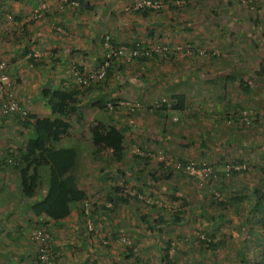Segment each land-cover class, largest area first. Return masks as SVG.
<instances>
[{
    "label": "rangeland",
    "instance_id": "374dc122",
    "mask_svg": "<svg viewBox=\"0 0 264 264\" xmlns=\"http://www.w3.org/2000/svg\"><path fill=\"white\" fill-rule=\"evenodd\" d=\"M62 1L63 3L64 1L68 3L69 8L63 9L65 12H77V9L81 7L77 0H75L78 2L77 5H72V1L70 0H61V2ZM91 1L93 9L89 12L93 16L105 0ZM137 1L139 0L135 2L137 3ZM219 1L220 0H190L185 4L186 6H181L178 11L169 9L166 12L152 15V17L148 19L150 23L147 22V19L140 16L137 17V15L130 12L132 15H130L128 19L132 16L131 19H133V21L134 19L140 20L134 26L139 30L138 34L142 42L149 43L152 41L146 39V36L148 32L147 28L153 27L155 30V39L153 40L170 44L173 49H181H177L180 50L181 53L174 59L177 61L176 63L169 60H161L156 66L151 64L145 65L144 63L143 65L127 64L126 67L122 68V74H119L122 75L120 77L122 83L126 75H130L129 71H131V74L138 73L150 82L148 83L147 81L148 87H150L147 93L141 90L140 81H142V78L139 79V84L132 83L130 86L131 91H128L127 87V89H124L125 84L115 85L114 88L118 91L125 90L122 99L124 102L119 106L118 115L122 119V121H120L121 125L130 129V133H127L130 152L132 155L135 153L141 154L142 149L147 151V153L152 152V159L149 160L148 166L146 167L151 172H154L155 169H159V161L178 157L186 158V160L190 161L193 165L200 162H206L212 165L216 164V169L219 167L217 164L220 162L221 158L223 157L225 161H228L229 155L248 159L253 165L260 166L264 164V98L258 101L261 106L256 108V104L251 105L250 101L244 96L243 90L237 87V80L234 82H227L224 88V77L215 75L220 69L224 71L232 70L233 74L238 79L241 77L239 73L246 70V68H249V71H254L258 68L260 59L264 56V33H262L261 42L259 41V44H256L253 35L250 37L244 32L236 29V23L243 28L248 25L249 28H252L251 32L255 34L263 32L264 27L261 29L258 26L264 23V0L259 1L258 5L253 8L242 3L240 4L237 0H232V4L230 5L232 9L231 12H233V15L236 14V23H233L234 20L225 22L214 20L215 17H218L214 10L218 12L220 9H223L221 8L222 5H219L222 0L221 2ZM4 2L10 11L17 14L18 10H20V5H23V1L4 0ZM24 2L34 8L31 9L29 14H24L23 12L21 15L22 21L17 25L23 24L27 19L37 20L35 17L39 19L46 7L45 3H47V0H38V3L36 0H24ZM82 2L84 4L87 3L86 0ZM135 2L126 6L125 9L129 10ZM52 4L53 3H50V6ZM64 7H67V5ZM82 7L85 8V6ZM9 15L10 14H7L5 16L6 20L14 26L17 20L11 18V15ZM80 15L82 16L84 14ZM129 21L125 23L126 27H123L124 38L130 37V39H133L134 36L131 37V32L129 31L131 28ZM177 21L182 23L185 27H192V29H185L182 31L183 35L180 37V33L173 31V26L171 25V23ZM108 23H110V21ZM108 26L110 25L108 24ZM75 29L81 30L77 26ZM108 29L109 27L106 28L104 24H102L101 31L104 32V30ZM223 29L225 32L224 35H221ZM112 32L111 30L108 34L114 38ZM184 36L187 38L184 39ZM200 41L208 42L210 44L209 47L219 56L214 58L212 55L210 56V54H201L196 59L184 57L182 52L189 49L192 43L196 42L194 44H198ZM143 68H147L146 71H143ZM201 71L208 72L210 76L203 78L202 81H195L192 79L185 80L181 78L183 73L190 75L191 73L198 74ZM44 73L45 72H42L43 75ZM179 77L181 80L178 83L177 89H181L189 94V99L192 103V109L190 111L199 112L200 114L187 117L185 120L179 119V116L174 114L171 119L167 121L157 117L154 112H146L145 107L164 96V90L167 84ZM151 80L155 83H152ZM210 80L214 81V84L208 83ZM175 85L173 86L175 87ZM256 90L260 95H264V85L259 83ZM215 93L220 95L226 94L233 102L239 100L245 105H251V107L247 109V111H249L248 113L254 115L258 110L260 121L258 123L244 125L240 123L229 124L225 119L221 124L214 121L210 111H217V108H224V104L216 106V103L212 104V102H210V95ZM101 94H105V92ZM97 99L98 95L92 97L90 102H94ZM128 100L140 101L144 106L143 110L138 109L132 114H129L128 107L130 105L125 104L129 102ZM201 102H210L211 105L208 106L207 103L204 105ZM85 105L82 109V122L74 123L71 136L79 137L83 145L82 153L85 155L83 158L85 159L83 172H86V177L82 178L81 183H83L87 190L90 189L89 193H93L90 195L89 203H103L105 193L112 184L108 180H105L104 177L98 179L99 169L104 165L103 157L106 155V152L99 153L96 159H90L89 154L87 155L86 153L85 147L89 148L88 145H90V134L88 130L90 125H94L98 122H106L107 120L103 111H99L90 103ZM207 110H209L208 114L206 113ZM217 117L218 113L216 112L215 118ZM229 117L230 116H228V118ZM2 118L3 114L1 115L0 113V120H2ZM7 118L15 121L14 115H8ZM13 125L15 124L13 123ZM13 127L11 129L8 127L9 131L16 137L22 139L23 136L14 132ZM163 127L166 128L165 131L160 132V129ZM209 129H211V131H209ZM205 130L209 131V134L205 135V140L209 146L208 149L203 148L198 141V135L201 132L204 133ZM132 155H130L131 157H127L126 161L122 164L126 173L118 177L116 184L123 186L124 182L128 181V187L125 189L126 191H130L131 185L142 186L144 191V196L142 197L144 201H134L128 207L123 206L112 213V217L113 220H116L115 224L117 223L118 226L122 227L125 235L128 237L129 241L126 242L136 244V253L141 256L142 260H148L149 264H159L162 251H160L158 247L160 249L164 248L163 242L167 239H172V254L176 256L178 264H260V261L264 258L261 255L263 251L264 228L260 227L259 222H255L256 218L253 219L254 221L251 220L250 224L244 223L247 213L249 212V205L253 202L251 194L253 189L251 188V184L257 182V184L255 183L257 187L264 189V182H262L264 181V176L262 177L263 174L260 173L255 166L250 167L242 174H228L224 177H220L218 180H214L211 186L207 183L201 185L197 179H189L186 176L178 177L173 180L164 179V177L161 178L160 172H157V177L161 178L158 184L163 190L159 191L155 189V187L151 186L148 188L145 185V179L149 178L151 180V177L146 176L145 172H143L141 178H137L129 173V170L135 172V169L139 170V168H141V162L139 165H135ZM260 155L263 158L259 157ZM130 164L131 166L134 164L135 167H128ZM220 165V167H222L223 163H220ZM259 178L261 182L258 181ZM214 179L217 178L214 177ZM220 183H224V185L234 184L236 186L246 187L238 190V193L245 195L244 201H242L239 206L240 213L235 212L229 204H225L223 207L218 206L213 200L214 198L210 196L212 192L218 196L220 200H226V202H228L229 190L225 189ZM114 184L115 183L112 185ZM169 190H175L178 194L183 192L191 202L190 205L186 206L182 204V206H179V202L172 200L170 193L166 194V191ZM178 208L183 211V221L180 225H175L171 229H169V225H162L161 232H158L157 229L156 233H150L143 225H139V228L137 227L141 222L138 220L136 212H146V214L150 216V220H153L160 213L169 217L171 211ZM157 209L159 210L157 211ZM165 209L167 210L165 211ZM204 214H206V218L203 216ZM219 215L225 216V220L216 225L214 235L216 239L224 236L225 241L216 252L212 253L209 249L194 243V241L195 237L206 238L204 232H209L210 223L215 222V218ZM16 216H18L17 219H15ZM30 217L31 219L26 212L21 214H19V212H14L10 215L11 221L4 223L6 225L5 228L12 229L13 232L18 228L21 231L22 229L30 231L34 228V226L32 228L33 222L35 220H40V218L37 219L35 217L33 219L32 216ZM207 217L209 219H207ZM31 220L32 222L30 225L29 222ZM101 221L99 220L96 222L94 224L96 227L92 226V228L98 230V232H102L100 227L104 225L105 222ZM71 224L74 223L72 222ZM2 226L3 224H0V227ZM106 226L111 227L108 225ZM34 229L39 230L41 226L36 225ZM26 230H24L23 233H26ZM67 231L70 232L71 229ZM143 232L146 234L145 236L142 235ZM257 233H261V236ZM1 237L2 234H0V238ZM19 237L20 239L18 241H21V244L18 249L20 252H23L26 247H29V242L27 243V239L21 235H19ZM76 239L77 235L75 233L67 237V240ZM30 240L32 241V238H30ZM96 243H98V240H96ZM109 250L119 253L124 250V242H113ZM124 259V261L120 259L117 260V264H133L136 258L130 256Z\"/></svg>",
    "mask_w": 264,
    "mask_h": 264
},
{
    "label": "trees",
    "instance_id": "16d2710c",
    "mask_svg": "<svg viewBox=\"0 0 264 264\" xmlns=\"http://www.w3.org/2000/svg\"><path fill=\"white\" fill-rule=\"evenodd\" d=\"M15 1L19 2L24 0ZM77 1L81 5L80 8H82V6L87 8L90 7L88 3L84 4L82 2L83 0ZM158 1L160 2V6L157 8L147 5L136 7L135 2V4L130 7L128 11L129 13L132 12L137 15V17L140 16L148 20L152 17V15L166 12L169 9L172 11H178L181 6H186L185 4L190 0ZM259 1L261 0H255L254 7L258 5ZM237 2L241 4L240 1L237 0ZM24 3L25 2H23V4ZM10 15L9 16L11 18L19 20L16 14ZM35 18L38 19V17ZM147 22L150 23L149 20ZM171 25L173 26V31L180 33V37L183 35L182 31L185 29H192V27H185L178 21L171 23ZM132 30L135 34L139 33L137 28H133ZM147 31L146 39H150L155 42L150 41L149 43H144L141 41L138 34L135 35L134 39L117 42L111 37V35L108 34V32L103 34L100 39L101 44L108 35L111 37L110 43L114 47L124 46L127 49L124 55L111 60L110 66L103 79H93L88 81L89 83L87 82V84L83 83V80H85L90 73H95L99 66L96 70L87 72L81 65L76 64L73 66L74 80L72 86L66 87L64 84H61L59 87L54 89L46 87L41 90L40 93L49 109V115L38 116L36 114L29 113L25 119L15 115L14 120L21 129L19 135L23 136L21 145L16 148V153L14 152L15 154H11L13 156L12 166L16 169L19 178L18 194L19 198H21L23 202L20 208L26 211L29 210L33 219L35 217L37 219L40 218V220H35L33 222L32 228L33 226L35 228L36 225H40L41 229L39 231L41 234L40 239H38L35 238L33 233L36 234L39 231L34 228L31 230L29 229L30 231L24 229L26 230V233H23L24 230L22 229L21 231L19 228L16 229L15 232H13L12 229L4 228L6 226L4 223L11 221L10 215L13 214L14 211H12L10 215L6 212L4 214L1 213L0 224H3V226L0 227V234H2V237L0 238V264H45L39 259V254H41L43 247H48L50 249L53 253L54 260L56 261L60 257L64 245L58 243L59 237L54 232L53 227L67 218L74 209L79 215V225L82 227L84 223L82 228L86 231V236L83 235L82 240L84 242L81 246H78V242H80L78 239H76L78 241L69 240L68 245L72 248L74 247L80 250H84L83 248L85 246L86 253L83 260L84 264L90 262L94 264L97 263L96 258H89L91 250L94 247L92 246L91 248V245H88V239L86 237H92L93 234L98 231L93 228L88 230V221L96 223L99 221L101 216L102 221H104L106 225L111 226V229L107 235L99 238L97 243L98 249L100 250V248H103L104 250H109V247L113 244V242L122 241L124 242V250L119 252L120 257L123 256L125 258L134 256L136 259L133 264H149L148 260H142L141 256L136 253V244L126 242L129 241L128 237L125 235L122 227L118 226L117 223L115 224L116 220H113L112 217V213L116 212L121 207H128L134 201H144V198L142 197L144 196L142 186L129 185L130 191H133L130 192L125 190L126 187H128V181H125L123 186L116 184L118 177L123 174L125 175L126 173L122 164L126 161L127 157L132 155L130 152V144H128L129 141L127 139V133H130V129L121 125L120 121H122V119L118 115L119 106L124 102V100H122L123 96H120L119 93L118 95H114L113 93L115 92H105V94H98V99L92 102L93 107L104 112L107 121L90 125L88 129L90 134V145H88L89 148L85 147L86 153L87 155L89 154L90 159H96L99 153L106 152V155L103 157L104 165L99 169L100 172L98 179L104 177L105 180H108L112 184L115 183L114 185L111 184L109 189L106 191L103 203H89L90 195L93 193H89L90 189L87 190L83 183H81L82 178L86 177V172H83V165L85 163V159H83L85 155L82 153L83 145L81 144L79 137L71 136V132H73L74 129V123L82 122V109L86 104L87 98H89V101L92 100V94L97 91L96 86H98V84L107 85L109 83V80L112 77L113 66L116 65L119 68L120 65L122 69L126 67L127 64L143 65L145 63V65H154L153 63L158 62V60L159 63L161 60H169L173 63L177 62L174 59L179 53H181V51L179 52L176 49H173L170 44L156 42V40H153L155 39V30L153 27L147 28ZM224 32L225 30L223 29L221 31V35H224ZM186 38L187 37L184 36V39ZM259 39L261 41L262 37H259ZM194 43L191 44L189 49L182 52L184 57L196 59L201 54H210V56L212 55L214 58L219 56L209 47L210 44L208 42L200 41L198 44ZM256 44H259V40L256 41ZM154 45L160 46L161 50L156 52L153 49ZM134 49L140 50V53L131 57L130 61H127L124 56L128 54V50ZM30 62L34 65L38 63L34 61V58H30ZM146 69L147 68H143V71H146ZM239 74L241 77L237 79L232 70L224 71L220 69L215 73V75L224 77V88L227 85V82H234L237 80V87L243 90L244 96L250 101V104H256V108H258L261 106L258 101L264 98V95H260L256 90L259 83L264 85V56L260 59V63L258 64V68L256 70L249 71V68H246V70L240 72ZM209 76L210 74H208V72L201 71L198 74L191 73L190 75L183 73L181 78H184L185 80L192 79L195 81H202L203 78H207ZM141 78L142 81L139 80ZM181 78L179 77L174 81L169 82L165 87L164 96L145 107V111L154 112L157 117L167 121L170 120L174 114L179 116V119L181 118L183 120L187 117H193L200 114L199 112L190 111L192 109V103L190 102L189 94L181 89H177ZM127 79L137 81L134 82L135 84H139L141 82V90L143 92L150 90V87H148V83H150L149 80H146L145 77L143 78L138 73L131 74L130 71L129 78ZM138 81L140 82L138 83ZM152 83L155 82L152 81ZM208 83L214 84V81L210 80ZM173 85H175V87ZM209 98L212 104L216 103V106L224 104V108H217V111H210L212 113L213 120L219 122V124H221L224 119L227 120L229 124L240 123L241 125L254 124L260 121L258 110L254 115L248 113L249 111H247V109L250 108L251 105H245L239 100L233 102L231 98L226 96V94L220 95L215 93L210 95ZM128 101L129 102L127 103L130 105L128 107L129 114H132L138 109L143 110L144 106L140 101ZM210 102L201 103L204 105L207 103V105L210 106ZM136 104L139 106L137 107ZM216 112L218 113L217 118H215ZM206 113L208 114L209 110H207ZM228 116H230V119ZM165 129V127L161 128L160 132L165 131ZM209 131H211V129H209ZM209 131L205 130L204 133L201 132L198 135L199 144L205 149H208L209 147L205 140V135H208ZM184 145L186 146L185 142ZM141 151V154L135 153L132 155L135 165H139L141 162V168H139V170L135 169V172L129 170V173L137 178H141V175L145 172L146 176L151 177V180L149 178L145 179V185L148 188L151 186L155 187V189L159 191H163L158 184V181L162 177H164V179L173 180L178 177L186 176L189 179H197L201 185L207 183L211 186L213 181L218 180L220 177H224L228 174H242L246 172L247 169L254 166L260 173L263 174L262 177L264 176V164L260 166L253 165V163L249 162L248 159H244L240 156L232 157L231 155L228 156V161H225L222 157L220 162L217 164L219 166H217V169L215 168L216 164L212 165L206 162H200L193 165L197 169L208 168V171L203 174V179H199L197 175L190 174L186 170L190 161H187L184 157L159 161V169H155L154 172H151L146 167L148 166L149 160L152 159V152L147 153V151L143 149ZM259 157H261V155ZM220 163H223L222 167H220ZM135 165L133 164L131 166L130 164L128 167L132 168L133 166L135 167ZM157 172H160L161 178L157 177ZM214 177L217 179H214ZM258 181L261 182V179L259 178ZM255 183L257 184V182L251 184V188L253 189L251 191L253 202L249 205V212L247 213L244 223L250 224L251 220L254 221L253 219L256 218L255 222H259L260 227L264 228V189L258 188ZM220 184L225 187V189L229 190L228 202H226V200H220L218 196L212 192L210 193V196L214 198L213 200L218 204V206L223 207L225 204H229L235 212L240 213L239 206L242 201H244L245 195L238 193V190L243 189L245 186H236L234 184L224 185V183ZM169 193L173 201L179 202V206H182V204L186 206L190 205L191 202L183 192L178 194L175 190L166 191V194ZM158 210L159 209H157V211ZM166 210L167 209H165V211ZM182 213L183 211L178 208L176 210H172L169 217L160 213L156 218L150 220L151 218L148 214H146V212H136L138 220L141 222V224H138L137 227L139 228V225H143L145 229L150 231V233H156L157 229L158 232H161L162 225H169L168 227L171 229L175 225L182 224ZM205 215L206 214L203 216L206 218ZM207 219L209 218L207 217ZM224 220L225 216H217L215 218V222L210 223L209 232H204L206 238L195 237L194 243L204 246V248L209 249L212 253L216 252L218 248L224 244L225 238L222 236L221 238L216 239L214 232L216 230V225L220 224ZM31 222H29L30 225ZM257 234L261 236V233ZM19 235L25 237L27 242H29V247H26L23 252H20L18 249L21 244V241H18L20 239ZM142 235L145 236L146 234L143 232ZM29 237L32 238V241ZM163 243L164 248L160 249L158 247V249L162 251L159 264H178L176 256L171 252L173 248L172 239H167ZM261 255L264 257V241ZM260 264H264V258H262Z\"/></svg>",
    "mask_w": 264,
    "mask_h": 264
},
{
    "label": "crops",
    "instance_id": "0c3cea01",
    "mask_svg": "<svg viewBox=\"0 0 264 264\" xmlns=\"http://www.w3.org/2000/svg\"><path fill=\"white\" fill-rule=\"evenodd\" d=\"M135 1L136 0H105L100 6L102 10L98 8L99 10L92 16L89 12L93 9L91 0H86L91 8H78L77 12H65L63 9L69 8L68 3L65 1L63 3L61 0H53V2L52 0H47L41 18L37 20L27 19L21 25L17 24H20L22 21V13L29 14L34 7L25 2L22 6L20 5V10H18L17 14L9 10L8 6L4 4V0L0 1V61H5L7 63L6 70L10 75L14 91L24 107L28 109L29 113L38 116L49 115V109L45 106L46 104L40 93L41 90L46 87L54 89L61 84H64L66 87L72 86L74 80L73 66L76 64L81 65L87 72H91L98 68L101 54H103L100 40L103 34L109 33L112 30L114 39H116L117 42H124L130 39V37L124 38L123 27H126L125 23L132 18L131 16V18L128 19L132 13H129L125 8ZM36 2L38 3V0H36ZM219 2H221V0ZM50 3L53 4L50 6ZM231 4L232 0H222L219 5H222L221 8L223 9H220L218 12L214 10L218 15L214 20L218 22L234 20L233 23H236V14L233 15V12H231ZM65 5H67V7H64ZM7 14H16L19 18L14 26H12V23L7 22L5 17ZM80 14L84 15L81 16ZM109 21L110 23H108ZM139 21V19H134V21L131 19L129 21L131 26L129 29L131 37H135V35L138 34H135L132 29L136 28L134 25ZM102 24H104L106 28L109 27V29L104 30V32L101 31ZM108 24L110 26H108ZM76 26L81 30H76ZM258 27L262 29L264 23ZM236 29L244 32L250 37L253 35L255 41L259 40V37L261 38L262 33H264L263 30V32L255 34L251 32L252 28H249L248 25L243 28L241 25H238V23H236ZM30 58H34V61L38 63L34 65L30 62ZM153 64L155 66L158 65L159 60ZM119 68L116 65L112 67L113 72L109 83L107 85L98 84V86H96L97 91L92 94V97L103 92H115L114 95H118L119 93L120 96H123L126 87L128 91H131L130 86L134 81L127 79L129 75H126L122 83L120 80L122 75H119L120 73L122 74L120 65ZM42 72H45L44 75ZM123 84H125L123 90L118 91L114 89L115 85ZM88 99L89 98L86 100V104H92ZM13 123L15 125H13ZM8 127H10V129L13 127L14 132L17 133L21 131L19 125L15 121L3 115L2 120H0V215L5 212L10 215L12 211L19 212V214L26 212L31 219L29 210L25 211L20 208L23 202L18 194L19 178L16 169L12 166L13 156L11 154L14 152L16 153V148L21 145L22 139L13 135ZM78 217L79 215L74 209L67 218L53 227L54 232L59 237L58 243L64 245L60 257L56 260L57 264H84L83 260L86 253L85 246L83 248L84 250L72 248L68 245L69 240H67V237L75 233L77 239L80 241L78 242V246H81L84 242L82 237L83 235L86 236V231L82 228L84 223L82 227L79 225L80 222L78 221ZM17 218L18 216H16L15 219ZM101 218L99 219L100 221L102 220ZM72 222L74 224H71ZM88 223V229H91L92 226L96 227V225H94L95 222L88 221ZM105 225L104 223V225L100 227V229L102 228V232L96 231L95 235L93 234L92 237H86L88 239V245H91V248L92 246L94 247L91 250L89 258H96V264H117V260L120 259L124 261V257H120L119 253L112 250H104L101 248L99 250L98 244L96 243V240H99V238L104 237L110 232L111 227ZM69 229H71L70 232L67 231ZM87 264L94 263L90 262Z\"/></svg>",
    "mask_w": 264,
    "mask_h": 264
},
{
    "label": "built area",
    "instance_id": "2783aa9c",
    "mask_svg": "<svg viewBox=\"0 0 264 264\" xmlns=\"http://www.w3.org/2000/svg\"><path fill=\"white\" fill-rule=\"evenodd\" d=\"M242 4H245L249 7H254L255 5V0H238ZM77 1H72V5H77ZM150 6L157 8L160 6V2L158 0L152 1V0H139L136 3V7H141V6ZM110 36H106L104 42L102 43L103 46V54H102V59L99 64V68L95 73H90L88 77L83 80V83H86L90 80L93 79H103L106 75V71L110 66V62L113 58H116L118 56H122L126 53V48L124 46L120 47H114L110 43ZM153 49L158 52L161 50L160 46L154 45ZM165 49V48H163ZM176 49V48H175ZM180 49V48H177ZM176 49V50H177ZM181 50V49H180ZM180 50H177L180 52ZM140 53V50L134 49V50H128V54L125 57L127 61H130L131 57L136 56L137 54ZM7 64L5 61H0V112L3 115H17L22 119L27 118L29 111L27 108H25L19 99L18 95L13 89V85L11 83L10 75L7 72ZM89 83V82H88ZM129 105V103H125ZM138 107L139 105L136 104ZM208 168H201L197 169L193 166V164H189V166L186 167V170L190 174H195L198 176L199 179H203V174L207 172ZM40 230V229H39ZM37 230V231H39ZM40 234L41 232H37L35 235V238L40 239ZM46 237V236H45ZM39 259L43 261L45 264H57L56 261L54 260L53 253L50 251L48 247H43L41 254H39Z\"/></svg>",
    "mask_w": 264,
    "mask_h": 264
}]
</instances>
